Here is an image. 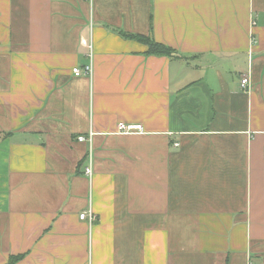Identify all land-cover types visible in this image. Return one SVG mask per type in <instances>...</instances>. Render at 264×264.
<instances>
[{"label":"crops","instance_id":"1","mask_svg":"<svg viewBox=\"0 0 264 264\" xmlns=\"http://www.w3.org/2000/svg\"><path fill=\"white\" fill-rule=\"evenodd\" d=\"M250 263L264 0H0V264Z\"/></svg>","mask_w":264,"mask_h":264},{"label":"built area","instance_id":"2","mask_svg":"<svg viewBox=\"0 0 264 264\" xmlns=\"http://www.w3.org/2000/svg\"><path fill=\"white\" fill-rule=\"evenodd\" d=\"M88 1H92V0H88ZM91 72V67L90 65L84 66L82 69L74 67L72 68V73L75 76H79L81 74H90ZM241 87L243 89L247 88L248 85V77L244 76L241 81H240ZM117 131L120 133H125V134H129V133H133V132H142V127L141 125H137V124H124V123H119L117 125ZM78 141H85V142H90L91 141V134H89V136L87 137H83L80 136L78 137ZM89 159L91 160V156L89 155ZM84 173L86 174V176L91 177L92 175V168H91V164L89 162V164L84 168ZM78 217L81 220H86L88 223H91L95 216L93 214V212L91 210H87V211H83L81 212ZM252 264V263H250ZM264 264V263H262Z\"/></svg>","mask_w":264,"mask_h":264},{"label":"trees","instance_id":"3","mask_svg":"<svg viewBox=\"0 0 264 264\" xmlns=\"http://www.w3.org/2000/svg\"><path fill=\"white\" fill-rule=\"evenodd\" d=\"M139 39L147 44L148 49L146 53L155 54V55H171L172 53H174V50H172V48L164 44H161L159 42H156L149 37L139 36ZM15 259L16 257L12 261H14Z\"/></svg>","mask_w":264,"mask_h":264}]
</instances>
